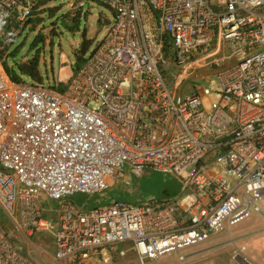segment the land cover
Segmentation results:
<instances>
[{
    "label": "built area",
    "instance_id": "built-area-1",
    "mask_svg": "<svg viewBox=\"0 0 264 264\" xmlns=\"http://www.w3.org/2000/svg\"><path fill=\"white\" fill-rule=\"evenodd\" d=\"M47 1L0 0V264H98L119 244L143 264L184 262L263 212L264 0H68L69 22L89 2L113 10L103 39L77 66L63 53L54 83L16 80L7 50ZM186 82L194 93L179 96ZM147 167L177 177L182 196L72 199ZM47 232L53 254L35 240Z\"/></svg>",
    "mask_w": 264,
    "mask_h": 264
},
{
    "label": "rangeland",
    "instance_id": "rangeland-1",
    "mask_svg": "<svg viewBox=\"0 0 264 264\" xmlns=\"http://www.w3.org/2000/svg\"><path fill=\"white\" fill-rule=\"evenodd\" d=\"M68 10V0H48L40 7V12L44 15L42 23L33 28H26L12 41L7 50V57L10 65H12L16 72L21 75L22 79L28 82H33L35 80L32 76L21 72L19 68L20 62L34 61L38 65L39 74L42 76L44 83L47 85L54 83V77H57L60 72L62 54L66 53L74 66L81 64L82 59L81 57L79 58L78 50L81 49V47L83 49L85 42L89 40L86 53L93 51L98 42L103 39L109 23L114 19L113 10L104 4L98 5L93 2L87 3L80 18H76V20H73L72 22H69L67 15ZM47 27L50 29L46 35L45 28ZM201 84L204 85L203 82ZM178 93L179 96L194 93L193 84L186 82L180 87ZM144 171V177L138 176L137 174H129L131 180L130 185H126L124 181H120L110 189L99 194H76L73 196V200L76 203L84 205L85 208L92 207L97 203L105 204L113 202L119 198H123L129 202H139L140 200L138 198H132V193L128 192V188L134 187L137 188V192L140 196L139 198L142 199L141 201L146 199H168L165 197L169 196L166 193H162L163 184L171 178L168 173L156 171L149 167L145 168ZM122 193H124V196H121ZM149 197L154 198L148 199ZM91 203L92 205L88 206V204ZM262 209V213L255 210V212L252 211L247 217L250 218L247 220L256 218L254 213L262 214V219H264V207ZM0 213L2 216L4 215L1 208ZM242 221H239L238 223ZM9 227H12V225L9 224ZM232 228L231 230H233ZM15 234L17 235L16 239L21 240V235L18 232ZM44 234L45 233L36 237L35 240L40 244L44 243L45 246H52L51 240L45 239L44 236L46 234ZM113 254L116 256V252H113ZM154 260L156 261L155 264H173L174 262H180L179 255L177 254H173V256L163 254L156 259L148 260L147 264H153L152 261ZM98 264L143 263L137 254L130 251L126 255H117L116 257H113L109 262L100 259Z\"/></svg>",
    "mask_w": 264,
    "mask_h": 264
},
{
    "label": "crops",
    "instance_id": "crops-1",
    "mask_svg": "<svg viewBox=\"0 0 264 264\" xmlns=\"http://www.w3.org/2000/svg\"><path fill=\"white\" fill-rule=\"evenodd\" d=\"M164 173H167V172H164ZM129 174L132 175L136 173H129ZM129 174H127L125 177L128 180H130ZM143 175H145V171L143 172ZM168 175L171 178H169V180H167L165 184H163L162 193H166L169 196L165 198L181 197L183 194L182 193L183 192L182 182L174 175L170 173H168ZM137 191L138 190L135 187L128 188V192L132 193V198L134 199L138 198L140 200L139 202H133V203L143 202L141 201L142 199L139 198L140 196ZM121 196H124V193H122ZM150 198H154V197H149L148 199ZM119 199H123V198H119ZM45 204L48 207V209L49 208L52 209V211L48 210L46 212L47 216L57 218V213L56 211H54V208L58 206L57 202L49 201V202H46ZM78 205L84 208V205H81L80 203H78ZM89 205L91 206L92 203L88 204V206ZM254 216L256 218H251L250 220H247L250 217L243 219L244 221L233 226L232 228L233 230H230V232L228 233L215 235L206 242H203L201 244H197V245H194V246H191L185 249L184 250L185 257H186L185 261L184 262L178 261V262H174L173 264H207V263L247 264L245 261H243L241 257L237 255L241 250H243V255L246 257L249 263L264 264V219H262L263 216L260 213H254ZM45 234H44L45 239H50L52 242L51 243L52 246H45L44 243H42L41 245L43 246H39V247H43L48 252L53 254L55 252L54 234L49 233V232ZM129 246H130L129 244H119V245H114V247L109 248V251L111 252L110 260H112L113 257H116L117 255H126L130 251L137 254V252L135 250H132ZM120 250H125L126 253L121 254ZM113 252H116V256H114ZM100 259L101 258H98V260ZM152 263L155 264L156 261L154 260L152 261Z\"/></svg>",
    "mask_w": 264,
    "mask_h": 264
},
{
    "label": "trees",
    "instance_id": "trees-1",
    "mask_svg": "<svg viewBox=\"0 0 264 264\" xmlns=\"http://www.w3.org/2000/svg\"><path fill=\"white\" fill-rule=\"evenodd\" d=\"M43 20V18H35L33 19L34 21V27H36L39 23H41V21ZM88 43H89V40L85 42V46H83V49L81 50V52H86L87 48H88ZM5 67L7 68V70L10 72L11 76L16 79V80H21L22 77L19 73L16 72V70L13 68L12 65H10L9 63V60H8V57H6L5 61ZM19 68H20V71L21 72H24L30 76H32L35 80H40L41 79V75L39 74V71L37 69H33V70H30V71H25L23 66L19 65Z\"/></svg>",
    "mask_w": 264,
    "mask_h": 264
},
{
    "label": "water",
    "instance_id": "water-1",
    "mask_svg": "<svg viewBox=\"0 0 264 264\" xmlns=\"http://www.w3.org/2000/svg\"><path fill=\"white\" fill-rule=\"evenodd\" d=\"M23 68H24L25 71H30V69H31V65L25 63V64L23 65Z\"/></svg>",
    "mask_w": 264,
    "mask_h": 264
},
{
    "label": "clouds",
    "instance_id": "clouds-1",
    "mask_svg": "<svg viewBox=\"0 0 264 264\" xmlns=\"http://www.w3.org/2000/svg\"><path fill=\"white\" fill-rule=\"evenodd\" d=\"M81 49H82V47H81ZM23 65H24V64H23ZM23 65H21V66H23ZM37 66H38V65H37ZM37 66H36V68L33 67V68H31L30 70H33V69L35 70V69H37ZM38 71H39V70H38Z\"/></svg>",
    "mask_w": 264,
    "mask_h": 264
}]
</instances>
